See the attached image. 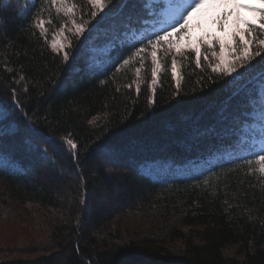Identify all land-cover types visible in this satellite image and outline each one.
<instances>
[{
    "label": "trees",
    "instance_id": "obj_1",
    "mask_svg": "<svg viewBox=\"0 0 264 264\" xmlns=\"http://www.w3.org/2000/svg\"><path fill=\"white\" fill-rule=\"evenodd\" d=\"M165 3L70 0L76 35L60 4L0 0V205L47 224L41 250L0 264H264V175L241 139L264 51L225 76L180 57L176 77L162 46L153 83L136 50ZM135 214L159 228L135 236L120 222Z\"/></svg>",
    "mask_w": 264,
    "mask_h": 264
},
{
    "label": "snow or ice",
    "instance_id": "obj_2",
    "mask_svg": "<svg viewBox=\"0 0 264 264\" xmlns=\"http://www.w3.org/2000/svg\"><path fill=\"white\" fill-rule=\"evenodd\" d=\"M99 2L100 0H90L93 5ZM167 3V27L162 34H156L154 39H148L144 47L136 50L139 55L141 52L147 54V49H151L153 83L156 82L157 73L161 71L157 51L162 46L165 54L173 53L171 68L174 76L177 58L180 57L190 58L194 55L197 66L202 62H210L213 72L225 76L236 72L237 65L251 66L254 56L264 51V0H167ZM51 4L62 6L60 10L65 17L71 19L76 35L85 31L84 25L74 19V8L70 0H51ZM245 13H251V18ZM96 15L95 11L91 12V16ZM42 24L43 21L38 26ZM41 31L43 32L42 27ZM68 31L71 32V29ZM52 47L59 51L64 45L54 38ZM252 48L259 51L252 52ZM225 49L229 50L231 60L227 59ZM64 59H69L68 52H64ZM128 63V59H123V64ZM140 63L143 64L144 60L141 59ZM260 78L264 94V69H261ZM64 143L70 150L78 148L71 139ZM261 152H264V147ZM256 159L260 163V171L264 173V155H257ZM247 163L252 164V160Z\"/></svg>",
    "mask_w": 264,
    "mask_h": 264
},
{
    "label": "rangeland",
    "instance_id": "obj_3",
    "mask_svg": "<svg viewBox=\"0 0 264 264\" xmlns=\"http://www.w3.org/2000/svg\"><path fill=\"white\" fill-rule=\"evenodd\" d=\"M96 5H100V2ZM166 7V13H167ZM245 15L251 18V13H245ZM164 27H167L168 21L167 17L164 20ZM69 28L66 27L64 31L56 32L52 37L53 39L64 45L59 51L65 50L67 46V32ZM71 33V32H70ZM198 34V30H197ZM229 50L225 49V54L228 60H231L232 57L228 55ZM162 63V62H161ZM178 67H176V77H178ZM259 87L257 89V96L254 98V108L248 113V116L252 118V121L243 122V132L242 141L250 142L253 145L254 149L251 152V155L257 167L256 170L264 175L260 171V163L256 159L257 155H264V152H261V148L264 147V94L261 91V81L259 82ZM1 192V190H0ZM0 249L10 250L13 253L11 256L14 258L24 257L21 253L24 251H34L37 249H42V244L47 242V224L45 221V215L42 211L36 206L27 205V206H17L14 205L12 208L0 205ZM148 218V217H147ZM120 221L123 225H128L131 233H134L136 236L141 231L144 230L148 232H153L157 230L155 222L150 219H145L138 214L132 216L122 217ZM177 225V224H176ZM189 228V227H187ZM138 232V233H137ZM178 245L174 246L173 249L178 251ZM33 254L26 255L30 258Z\"/></svg>",
    "mask_w": 264,
    "mask_h": 264
}]
</instances>
